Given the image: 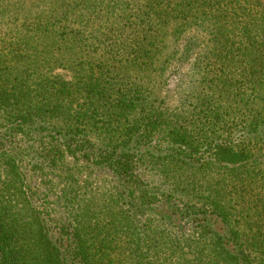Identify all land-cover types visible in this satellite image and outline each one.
<instances>
[{
  "label": "trees",
  "instance_id": "trees-1",
  "mask_svg": "<svg viewBox=\"0 0 264 264\" xmlns=\"http://www.w3.org/2000/svg\"><path fill=\"white\" fill-rule=\"evenodd\" d=\"M3 27L0 264H264V0H0ZM181 41L195 114L146 95Z\"/></svg>",
  "mask_w": 264,
  "mask_h": 264
},
{
  "label": "rangeland",
  "instance_id": "rangeland-1",
  "mask_svg": "<svg viewBox=\"0 0 264 264\" xmlns=\"http://www.w3.org/2000/svg\"><path fill=\"white\" fill-rule=\"evenodd\" d=\"M7 28L3 27L4 32L0 34V54H2L3 52L2 49L6 48L11 41L17 42L18 40L17 30L15 28ZM14 33H17V35ZM169 42H171V39L169 40ZM182 48L183 42L181 41L180 43L172 44V46H170L168 50L164 51L160 61L157 63L158 71L154 73L152 81L149 82L147 78V86L149 88V92L146 95L150 98L151 102L155 104V106L159 105V107L164 108V110L165 108H168L169 110L179 109L184 112L190 111L191 114L192 111H194L195 114L197 106L201 103H199L200 101L195 97H187L189 96L188 94H195L196 92H198L196 77L193 73V66H195L196 64L195 60H198V58L202 57L204 51L202 50L197 53V49L193 47L192 54L194 53L195 57L191 61H188V63H182L180 60ZM173 53L175 54V57H171ZM167 58L171 59L167 61ZM27 66L31 68L32 72L30 74L33 75L36 69L35 65ZM48 70L51 69H46V71L44 70V74L49 78L57 77L62 78L66 81L73 80V75L68 71L62 70L61 68L53 70L50 74L48 73ZM34 82L35 84H37L39 81L35 78ZM237 109L238 110H235L233 112L240 114L243 111V105ZM225 119L231 120L233 118L225 116ZM47 127L50 129V126ZM6 130L7 127L4 126V123L0 118V132H6ZM15 143L21 148L26 147V150H28V148H34L32 151H25L28 153H26L27 155L24 156L23 160L26 162V165L28 164L25 170L30 177L31 172L29 165L33 161L32 154L37 153L36 159H41V157H39L40 154L38 153L42 150V146L46 145L47 142H43L38 138L26 139L24 138V135L22 133H19L18 137L15 138ZM67 163L70 164L73 163V161L68 159ZM35 181H37L36 178L34 179V183ZM42 198H44L43 195ZM38 204H41V202L39 201ZM42 204L44 205V201H42Z\"/></svg>",
  "mask_w": 264,
  "mask_h": 264
}]
</instances>
